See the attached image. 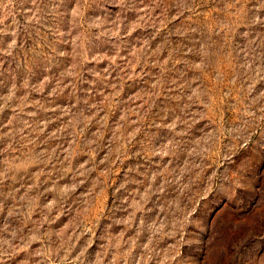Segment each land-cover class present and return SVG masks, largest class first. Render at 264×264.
Segmentation results:
<instances>
[{
	"label": "rangeland",
	"instance_id": "rangeland-1",
	"mask_svg": "<svg viewBox=\"0 0 264 264\" xmlns=\"http://www.w3.org/2000/svg\"><path fill=\"white\" fill-rule=\"evenodd\" d=\"M0 264H264V0H0Z\"/></svg>",
	"mask_w": 264,
	"mask_h": 264
}]
</instances>
